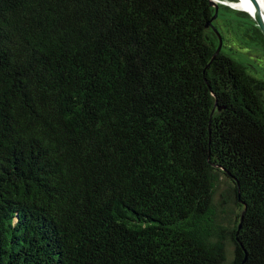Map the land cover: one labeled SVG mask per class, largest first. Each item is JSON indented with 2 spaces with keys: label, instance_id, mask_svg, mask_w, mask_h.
I'll use <instances>...</instances> for the list:
<instances>
[{
  "label": "trees",
  "instance_id": "1",
  "mask_svg": "<svg viewBox=\"0 0 264 264\" xmlns=\"http://www.w3.org/2000/svg\"><path fill=\"white\" fill-rule=\"evenodd\" d=\"M214 13L0 0V264H264V79Z\"/></svg>",
  "mask_w": 264,
  "mask_h": 264
},
{
  "label": "rangeland",
  "instance_id": "2",
  "mask_svg": "<svg viewBox=\"0 0 264 264\" xmlns=\"http://www.w3.org/2000/svg\"><path fill=\"white\" fill-rule=\"evenodd\" d=\"M220 5L232 8L228 4L224 3H220ZM218 20V23L220 24L219 27L222 25V40L224 39L222 41V50L234 58L244 62L249 68L251 75L259 79H264V48L256 44L254 41L247 40L246 38L243 39V37H241L234 29H232V27L228 25L225 16L220 15Z\"/></svg>",
  "mask_w": 264,
  "mask_h": 264
},
{
  "label": "water",
  "instance_id": "3",
  "mask_svg": "<svg viewBox=\"0 0 264 264\" xmlns=\"http://www.w3.org/2000/svg\"><path fill=\"white\" fill-rule=\"evenodd\" d=\"M231 2H233L232 0H230ZM229 1V2H230ZM251 2L253 3V5L255 6V9H256V13L254 15H251L250 13H248L246 10L244 9H240L238 7H233V6H230L232 8H235V9H240L242 11H245L247 12L252 18L253 20L255 21L256 25L260 28V30L262 31V33L264 34V19H263V16H262V13L260 11V9L258 8V4L256 3L255 0H251ZM210 5L214 7L215 9V13L214 15L212 16V18H210L207 23H206V27H211L212 30L217 34L218 36V40H219V44H218V47H217V50L215 51V54L219 52V50L221 49V45H222V36L218 30L217 27L214 26V24L212 23V21L217 17V14H218V9H219V5H220V2H216L214 0H210Z\"/></svg>",
  "mask_w": 264,
  "mask_h": 264
},
{
  "label": "bare ground",
  "instance_id": "4",
  "mask_svg": "<svg viewBox=\"0 0 264 264\" xmlns=\"http://www.w3.org/2000/svg\"><path fill=\"white\" fill-rule=\"evenodd\" d=\"M214 1L228 4L233 7H238L240 9H244L251 15H254L256 13L255 6L251 2V0H235L233 2H231L230 0H214ZM255 1L258 4V8L260 9L263 19H264V3H262L261 0H255Z\"/></svg>",
  "mask_w": 264,
  "mask_h": 264
},
{
  "label": "snow or ice",
  "instance_id": "5",
  "mask_svg": "<svg viewBox=\"0 0 264 264\" xmlns=\"http://www.w3.org/2000/svg\"><path fill=\"white\" fill-rule=\"evenodd\" d=\"M262 3H264V0H261ZM255 10V9H254Z\"/></svg>",
  "mask_w": 264,
  "mask_h": 264
}]
</instances>
